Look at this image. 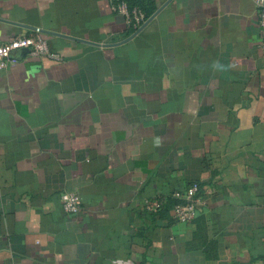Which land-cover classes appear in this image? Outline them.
I'll use <instances>...</instances> for the list:
<instances>
[{
  "label": "crops",
  "instance_id": "1",
  "mask_svg": "<svg viewBox=\"0 0 264 264\" xmlns=\"http://www.w3.org/2000/svg\"><path fill=\"white\" fill-rule=\"evenodd\" d=\"M143 2L137 33L109 0H0V43L40 28L63 58L0 71V264H264L255 3Z\"/></svg>",
  "mask_w": 264,
  "mask_h": 264
},
{
  "label": "built area",
  "instance_id": "2",
  "mask_svg": "<svg viewBox=\"0 0 264 264\" xmlns=\"http://www.w3.org/2000/svg\"><path fill=\"white\" fill-rule=\"evenodd\" d=\"M112 10L125 17L126 23L132 31L137 32L147 22L148 17L139 7H130L126 0H109ZM256 8L257 25L260 30L259 48L264 53V0H253ZM17 52H25L29 58L43 57L55 61H62L61 54L54 53L50 47V35L39 30L30 34L16 36L9 41L0 43V71L8 69L15 61ZM173 198L178 202L173 206V217L180 222H192L199 213L204 200L201 187L197 182L189 185L183 192H175ZM62 206L67 214H78L83 205L80 195L76 191H65L61 195ZM162 206L161 199L148 201L146 208L155 211Z\"/></svg>",
  "mask_w": 264,
  "mask_h": 264
},
{
  "label": "trees",
  "instance_id": "3",
  "mask_svg": "<svg viewBox=\"0 0 264 264\" xmlns=\"http://www.w3.org/2000/svg\"><path fill=\"white\" fill-rule=\"evenodd\" d=\"M128 4L130 5V7H139L143 10V12L146 14L147 17L150 16V14L154 11L153 8H149L147 9L146 6L144 5L143 0H127ZM32 33V32H31ZM175 205V203H174ZM172 205V206H174ZM171 206V207H172Z\"/></svg>",
  "mask_w": 264,
  "mask_h": 264
},
{
  "label": "water",
  "instance_id": "4",
  "mask_svg": "<svg viewBox=\"0 0 264 264\" xmlns=\"http://www.w3.org/2000/svg\"><path fill=\"white\" fill-rule=\"evenodd\" d=\"M150 20H147V22L144 24V26H142L138 31H137V33L139 32V31H141L146 25H147V23L149 22ZM36 30H39V31H41V32H44V33H46V34H48V35H51L52 33H50L49 31H46V30H44V29H40V28H38V29H36ZM36 30H34V31H36Z\"/></svg>",
  "mask_w": 264,
  "mask_h": 264
}]
</instances>
